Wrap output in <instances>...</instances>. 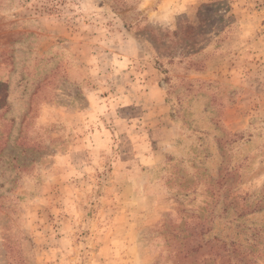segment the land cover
Listing matches in <instances>:
<instances>
[{"label":"rangeland","instance_id":"1","mask_svg":"<svg viewBox=\"0 0 264 264\" xmlns=\"http://www.w3.org/2000/svg\"><path fill=\"white\" fill-rule=\"evenodd\" d=\"M194 230L264 264V0H0V264H199Z\"/></svg>","mask_w":264,"mask_h":264},{"label":"trees","instance_id":"2","mask_svg":"<svg viewBox=\"0 0 264 264\" xmlns=\"http://www.w3.org/2000/svg\"><path fill=\"white\" fill-rule=\"evenodd\" d=\"M198 227L202 228L203 227L202 223L196 222L194 225V229ZM196 231L197 230H194V232L190 233V235L187 236L188 238L184 239L182 243L180 242L178 246H175V244L173 243V240L175 239L179 240V237L173 236L172 238H170L169 243L171 247L173 249L176 247V250L173 256L174 258L179 259L181 256H186V257L190 256L189 260H192L191 257H195V255H200V256L205 255V257L202 260H197V262L199 264H205L206 262L210 261L211 254L214 253L215 250L211 249L209 250L210 252L208 253H205L206 250H202V253H201L199 250L201 246L209 247L208 249H210L211 245L209 246V240L205 242L204 244H201L200 240L202 239V233L199 235H196ZM191 263L195 264V262H191Z\"/></svg>","mask_w":264,"mask_h":264},{"label":"crops","instance_id":"3","mask_svg":"<svg viewBox=\"0 0 264 264\" xmlns=\"http://www.w3.org/2000/svg\"><path fill=\"white\" fill-rule=\"evenodd\" d=\"M83 79V74L81 75V80ZM136 104V103H135ZM133 106V105H132ZM134 111H137V109H134L133 110V112ZM124 169V168H123ZM121 174H124V175H126V174H129L128 172H126V173H124V172H121ZM128 182H130V179H128Z\"/></svg>","mask_w":264,"mask_h":264}]
</instances>
